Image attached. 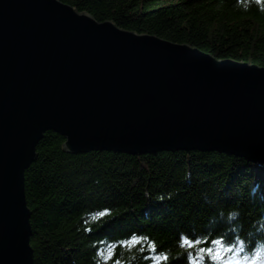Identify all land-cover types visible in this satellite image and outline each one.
Wrapping results in <instances>:
<instances>
[{
  "label": "water",
  "instance_id": "95a60500",
  "mask_svg": "<svg viewBox=\"0 0 264 264\" xmlns=\"http://www.w3.org/2000/svg\"><path fill=\"white\" fill-rule=\"evenodd\" d=\"M45 132L69 154L218 152L264 164V67L0 0V264H32L24 173Z\"/></svg>",
  "mask_w": 264,
  "mask_h": 264
},
{
  "label": "trees",
  "instance_id": "16d2710c",
  "mask_svg": "<svg viewBox=\"0 0 264 264\" xmlns=\"http://www.w3.org/2000/svg\"><path fill=\"white\" fill-rule=\"evenodd\" d=\"M58 1L125 31L264 67V0ZM63 142L44 133L24 173L32 264H227L264 242V164L195 151L72 155ZM185 236L219 239L222 247L209 246L222 259L184 246Z\"/></svg>",
  "mask_w": 264,
  "mask_h": 264
},
{
  "label": "snow or ice",
  "instance_id": "6c2138e0",
  "mask_svg": "<svg viewBox=\"0 0 264 264\" xmlns=\"http://www.w3.org/2000/svg\"><path fill=\"white\" fill-rule=\"evenodd\" d=\"M144 238H133L131 240L132 245H137L141 243V240ZM184 246H187L189 249L191 248H195L197 246H201L200 247V251L201 252H206L207 254H209L210 256H212L213 259L215 260H221V253L220 251H216L215 253H213L212 247L209 246V244L211 245H219V246H223L221 244V241L219 239H213L211 237H209L207 240L205 239H196L194 237L189 238V236H185L183 237V241H182ZM226 251H231V249H226Z\"/></svg>",
  "mask_w": 264,
  "mask_h": 264
},
{
  "label": "clouds",
  "instance_id": "9594fccd",
  "mask_svg": "<svg viewBox=\"0 0 264 264\" xmlns=\"http://www.w3.org/2000/svg\"><path fill=\"white\" fill-rule=\"evenodd\" d=\"M261 248H264V242L255 245L254 247H252V248L250 249V251H251V252H256L257 249H261ZM231 264H241V262H239V261H234V262H231Z\"/></svg>",
  "mask_w": 264,
  "mask_h": 264
},
{
  "label": "bare ground",
  "instance_id": "6f19581e",
  "mask_svg": "<svg viewBox=\"0 0 264 264\" xmlns=\"http://www.w3.org/2000/svg\"><path fill=\"white\" fill-rule=\"evenodd\" d=\"M46 133V132H45ZM91 152H101V151H91ZM88 153V152H87ZM111 153H114V152H111ZM215 153H218V152H215ZM218 154H220V153H218ZM72 155H78V154H72ZM126 155H128V154H126ZM130 156H133V155H130ZM249 162V161H248ZM251 163V162H250ZM253 164V163H252Z\"/></svg>",
  "mask_w": 264,
  "mask_h": 264
}]
</instances>
